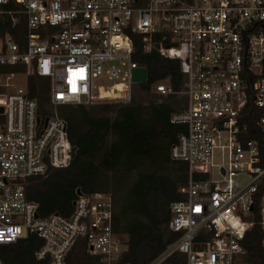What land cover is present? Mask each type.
I'll return each mask as SVG.
<instances>
[{
  "label": "built area",
  "instance_id": "obj_1",
  "mask_svg": "<svg viewBox=\"0 0 264 264\" xmlns=\"http://www.w3.org/2000/svg\"><path fill=\"white\" fill-rule=\"evenodd\" d=\"M19 26L23 43L2 33ZM132 34L141 36L144 52L178 60L185 77L180 92L169 83L152 87L186 97L171 115L185 130L170 158L187 163L190 178L184 198L169 207V229L182 235L148 264L175 253L187 264H237L264 185V141L245 137L248 117L264 134V0H0V245L37 235V261L68 264L69 252L85 241L98 264H131L110 193L81 191L69 215L41 216L27 188L75 158L60 108L132 102V73L142 67ZM34 75L50 81L45 111L30 95ZM217 149L223 160L215 165ZM215 166L219 179L212 178ZM260 214L264 226V196Z\"/></svg>",
  "mask_w": 264,
  "mask_h": 264
},
{
  "label": "trees",
  "instance_id": "obj_2",
  "mask_svg": "<svg viewBox=\"0 0 264 264\" xmlns=\"http://www.w3.org/2000/svg\"><path fill=\"white\" fill-rule=\"evenodd\" d=\"M144 0H138L143 4ZM23 43L24 29H4ZM160 37V34L156 35ZM134 61L148 71L145 83H135L150 92L157 82L168 81L176 91L184 89L185 77L178 60L162 56L158 50L146 53L141 36L132 34ZM50 81L34 75L30 78V95L38 100L41 109L49 106ZM170 95L164 102L139 106H119L114 116L103 110L95 112L84 105L60 108L69 124V137L77 146V154L70 166L51 170L45 176L29 181L27 195L39 204V214L69 215L77 191L110 193L115 203L114 227L126 237L128 247L125 260L131 264H148L164 252L182 235L169 229L170 204L184 198L180 191L190 178L187 163L170 158L172 145L184 126L172 123L171 115L178 111ZM247 139L264 141L255 119L247 118ZM264 165V142L261 146ZM207 174H194L197 180ZM257 196L254 224L242 240L244 253L241 264H264V226L261 223V197ZM43 241L37 235L12 244L0 245L4 264H41L35 252ZM68 264H98V258L87 253L85 241L69 252ZM238 262L237 264H240ZM164 264H187L186 256L175 253Z\"/></svg>",
  "mask_w": 264,
  "mask_h": 264
},
{
  "label": "rangeland",
  "instance_id": "obj_3",
  "mask_svg": "<svg viewBox=\"0 0 264 264\" xmlns=\"http://www.w3.org/2000/svg\"><path fill=\"white\" fill-rule=\"evenodd\" d=\"M21 78V77H20ZM18 79V78H17ZM163 83H168V81H162ZM175 103V106L177 109H183L186 105V97L183 94H176L175 97H171ZM170 99V96H163L160 94H157L154 91V88L152 91L148 92L146 90L141 89L137 84L133 87V101L135 100V103L139 106H145L150 104L151 102H164L168 101ZM132 103V102H131ZM128 103V104H131ZM124 104L123 102L119 101L118 99H104L97 101L94 104L87 105V108H93L95 112H99L103 110L104 112H108L110 116H114L115 111L119 106L128 105ZM222 158V159H221ZM223 160V157L221 155V150H215L214 151V164L218 165L221 164ZM213 179H219L221 176L217 173V166H215L213 173H212ZM242 258L238 260L240 262ZM242 262V261H241ZM240 262V264H241Z\"/></svg>",
  "mask_w": 264,
  "mask_h": 264
},
{
  "label": "water",
  "instance_id": "obj_4",
  "mask_svg": "<svg viewBox=\"0 0 264 264\" xmlns=\"http://www.w3.org/2000/svg\"><path fill=\"white\" fill-rule=\"evenodd\" d=\"M148 71L145 67H138L133 70L132 79L134 83H145L147 81ZM0 112H2V108H0ZM77 146L73 148V156L75 157L77 154ZM77 193H81V190H78Z\"/></svg>",
  "mask_w": 264,
  "mask_h": 264
},
{
  "label": "crops",
  "instance_id": "obj_5",
  "mask_svg": "<svg viewBox=\"0 0 264 264\" xmlns=\"http://www.w3.org/2000/svg\"><path fill=\"white\" fill-rule=\"evenodd\" d=\"M147 82V81H146ZM138 84V83H137ZM152 91V90H151ZM185 103H186V101H185ZM180 110H182V109H180Z\"/></svg>",
  "mask_w": 264,
  "mask_h": 264
}]
</instances>
